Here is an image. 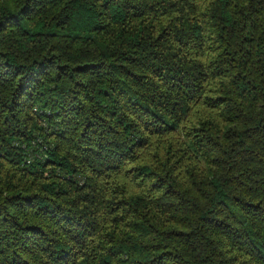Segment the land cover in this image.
Returning a JSON list of instances; mask_svg holds the SVG:
<instances>
[{
  "label": "trees",
  "instance_id": "1",
  "mask_svg": "<svg viewBox=\"0 0 264 264\" xmlns=\"http://www.w3.org/2000/svg\"><path fill=\"white\" fill-rule=\"evenodd\" d=\"M0 264H264V0H0Z\"/></svg>",
  "mask_w": 264,
  "mask_h": 264
}]
</instances>
